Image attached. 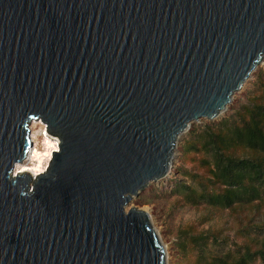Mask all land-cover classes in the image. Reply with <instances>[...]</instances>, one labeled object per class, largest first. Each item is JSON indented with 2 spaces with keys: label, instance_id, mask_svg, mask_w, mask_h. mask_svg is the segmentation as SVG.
Returning a JSON list of instances; mask_svg holds the SVG:
<instances>
[{
  "label": "water",
  "instance_id": "95a60500",
  "mask_svg": "<svg viewBox=\"0 0 264 264\" xmlns=\"http://www.w3.org/2000/svg\"><path fill=\"white\" fill-rule=\"evenodd\" d=\"M263 59L264 0H0V264H168L126 206ZM33 121L60 151L14 184Z\"/></svg>",
  "mask_w": 264,
  "mask_h": 264
},
{
  "label": "trees",
  "instance_id": "16d2710c",
  "mask_svg": "<svg viewBox=\"0 0 264 264\" xmlns=\"http://www.w3.org/2000/svg\"><path fill=\"white\" fill-rule=\"evenodd\" d=\"M254 77L246 101L217 122L191 128L184 139L186 148L206 152L209 173L184 170L199 188L178 178L173 189L194 205L234 213L248 207L233 234L223 226L197 228L200 220L180 231L176 244L192 264H254L257 259L264 264V68Z\"/></svg>",
  "mask_w": 264,
  "mask_h": 264
},
{
  "label": "rangeland",
  "instance_id": "374dc122",
  "mask_svg": "<svg viewBox=\"0 0 264 264\" xmlns=\"http://www.w3.org/2000/svg\"><path fill=\"white\" fill-rule=\"evenodd\" d=\"M260 68H264V59L252 71L242 87L234 93L225 111L212 119L200 117L198 120L191 122L190 127L181 134L177 142L169 172L157 180L149 181L145 188L137 196H134L126 206L134 205L148 211L165 244L168 264L193 263L191 260L188 261V259L182 258V253L176 244V239L180 231L188 228L190 224H195L200 220L202 223L197 225V228L208 227L209 225L214 227L223 226V230L226 233L233 234L235 233L234 231L237 227L238 220L244 219V213L248 211V207L246 206L243 209H238L234 213L232 209L212 206L207 203L190 204L186 202L183 193L173 189V187L176 179L183 178L199 188L198 183L193 181L192 177L183 171L187 170L186 172L208 174V164L204 161L207 154L202 150L198 151L186 148L183 146L184 139L187 138L191 128H196L204 123L217 122L222 117L230 114L231 107H238L241 102L246 101L248 92L254 86V71ZM43 126L44 124L41 121H33L31 123V136L34 147L39 152L43 151L45 153L46 151L53 150L54 145L48 146L45 143L44 136L41 134ZM55 139L54 137L51 138L53 142ZM43 160L44 166H46L49 160L48 156L45 155ZM36 162V157L31 156L27 161H21L22 164L25 163L24 165L29 167L34 166ZM244 238L240 239L243 240ZM254 264L263 263L257 259Z\"/></svg>",
  "mask_w": 264,
  "mask_h": 264
},
{
  "label": "clouds",
  "instance_id": "9594fccd",
  "mask_svg": "<svg viewBox=\"0 0 264 264\" xmlns=\"http://www.w3.org/2000/svg\"><path fill=\"white\" fill-rule=\"evenodd\" d=\"M54 142L56 144L54 151L58 153L60 151L59 145L62 143V141L59 138H56ZM46 155L48 156L49 161H51L52 154L47 153ZM26 159H30V157H26ZM25 172L30 173L33 178H38L43 173L47 172V167L46 166H31V167H29V166L22 164L21 161H16L13 164L12 168L10 169L9 179L15 184V183H17V177H21L22 174ZM21 194L27 195V193L24 190L21 192Z\"/></svg>",
  "mask_w": 264,
  "mask_h": 264
},
{
  "label": "bare ground",
  "instance_id": "6f19581e",
  "mask_svg": "<svg viewBox=\"0 0 264 264\" xmlns=\"http://www.w3.org/2000/svg\"><path fill=\"white\" fill-rule=\"evenodd\" d=\"M41 134L44 136V139H45V143L48 145V146H51V145H54L53 147L55 148L56 147V144L55 142H53L51 140V138H53L52 136L48 135L46 133V129H45V126L42 127L41 129ZM56 138V137H54ZM53 148V149H54ZM52 150L50 151H46L45 153L43 151L39 152L37 148L34 147V144L33 146L30 148L29 150V153H28V157H36L37 159V162L34 164V166H44V160L43 158L45 157V155L47 153H51ZM28 159H24V161H27ZM25 164V163H23Z\"/></svg>",
  "mask_w": 264,
  "mask_h": 264
}]
</instances>
